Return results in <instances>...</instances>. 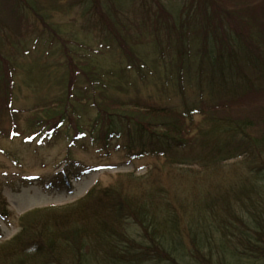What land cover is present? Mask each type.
I'll use <instances>...</instances> for the list:
<instances>
[{
	"label": "trees",
	"instance_id": "trees-1",
	"mask_svg": "<svg viewBox=\"0 0 264 264\" xmlns=\"http://www.w3.org/2000/svg\"><path fill=\"white\" fill-rule=\"evenodd\" d=\"M89 1L100 12L99 0H79ZM232 3L185 0L176 20L161 0H141L140 9L155 10L144 14L153 30L150 54L103 12L104 29L121 50L118 73L99 70L90 58L76 63L64 42L67 66L73 62L90 86L78 97L88 96L98 114L81 124L68 99L43 108L32 126L47 135L71 129L73 141L89 135L104 152L153 158L167 172L180 171L177 183H185L172 192L158 180L124 193L95 187L68 206L33 210L20 219L19 234L0 244V264H264V0L247 13ZM213 6L226 12L214 14ZM2 53L0 41L1 101L11 109V83L1 84L2 74L11 77L1 61L10 60ZM112 85L122 96L110 93ZM149 85L159 90V104H143L140 89ZM133 89L135 96L126 93ZM171 95L179 103L169 102ZM232 160L245 176L230 183L221 178ZM209 175L221 177L195 194L194 183ZM65 177L68 185L77 178L71 168Z\"/></svg>",
	"mask_w": 264,
	"mask_h": 264
},
{
	"label": "rangeland",
	"instance_id": "rangeland-1",
	"mask_svg": "<svg viewBox=\"0 0 264 264\" xmlns=\"http://www.w3.org/2000/svg\"><path fill=\"white\" fill-rule=\"evenodd\" d=\"M28 1L32 8L23 6L22 1L0 0L2 55L10 60L8 64L3 60L1 63L4 73L11 75L2 74L1 84L10 82L12 86L11 109L1 101L0 94V244L19 234L20 219L27 213L68 206L92 188L110 193L114 187L124 193L141 182L158 180L172 192L182 177L180 171L167 172L168 167L150 157H131L123 150L104 152L100 145L92 144L89 135L73 141L71 129L68 132L60 129L47 135L46 131L42 133L41 128L32 126L31 118L40 115L43 108L56 106L61 101L68 103V99L77 107L81 124H89L98 110L92 107L88 96L81 99L78 93L90 86L80 72L74 73L76 65L73 62L70 68L67 66L68 58L60 48L67 46L70 58L76 63L90 58L99 70L118 73L120 68L115 57L121 50L111 39L109 29H104L107 20L103 12L122 34L127 33L137 41L135 48L139 52L150 54L153 30L145 28L144 14L147 18L150 14L154 17L155 10L140 9L141 0H99L100 12L91 11L93 1L87 4H81L79 0ZM147 1L151 5V0ZM161 1L178 20L185 0ZM259 1L234 0L232 4L240 5L247 13L257 10ZM86 6L90 10H86ZM212 10L214 14H222L226 12V6H213ZM113 88L114 85L108 87L111 94L122 96L121 91ZM140 90V97L145 100L143 104H159L161 94L154 85ZM134 92L138 90L126 91L131 96H135ZM169 102L179 103V100L171 95ZM201 119V116L197 117L196 122ZM225 131L223 129L220 134H226ZM236 162H225L221 179L227 178L226 181L233 183L237 176H245V169ZM70 168L77 176L72 187L64 178ZM204 176L184 174L185 178ZM220 177L209 175L204 181H196L195 194ZM184 183H177V188ZM178 191L184 198L186 191L180 188ZM1 213L5 217H1Z\"/></svg>",
	"mask_w": 264,
	"mask_h": 264
}]
</instances>
